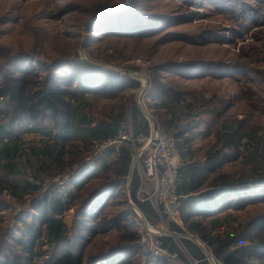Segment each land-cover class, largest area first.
Returning <instances> with one entry per match:
<instances>
[{"label": "trees", "instance_id": "obj_1", "mask_svg": "<svg viewBox=\"0 0 264 264\" xmlns=\"http://www.w3.org/2000/svg\"><path fill=\"white\" fill-rule=\"evenodd\" d=\"M154 1L159 0H130L102 16L97 15L101 5L91 6L86 45L106 38L156 37L158 44L184 40L192 45L225 40L220 25L195 35L167 31L202 17L190 9L194 0H173L171 12L166 7L152 11ZM202 4L207 8L203 15L229 19L227 44L247 41L226 62L173 61L150 69L147 106L189 158L178 170L183 226L167 223L180 235L182 247L168 234L160 238L185 262L210 264L212 256L218 264H264V215L236 221V212L264 203V0ZM72 51L47 58L40 73L31 58L11 56L9 47L0 45V195L30 204L27 216L13 215L14 227H1L5 205L0 200V264H134L141 256L143 264H165L142 253L137 244L126 184L146 218L153 224L159 219L149 201L136 196L140 179L135 169L130 173L129 144L117 152L105 150L64 189L53 181L68 176L98 144L113 139L127 114L134 133L148 132L131 92L138 81L120 78ZM204 77L227 79V87L234 85L235 91L186 84ZM104 100L112 103L100 104ZM235 105L239 112L230 111ZM199 136L211 138L200 160L192 149ZM226 165L232 168L224 170ZM101 177L108 181L106 186L85 195L89 181ZM121 205L128 207L110 215L111 207ZM71 209L72 223L67 225L65 215ZM196 214L214 217L205 222L193 219ZM109 232L115 235L111 246L87 256L95 237Z\"/></svg>", "mask_w": 264, "mask_h": 264}, {"label": "rangeland", "instance_id": "obj_2", "mask_svg": "<svg viewBox=\"0 0 264 264\" xmlns=\"http://www.w3.org/2000/svg\"><path fill=\"white\" fill-rule=\"evenodd\" d=\"M129 1L0 0V45L5 48L9 47L11 56L21 54V56L25 55L31 58V63L38 67L40 73L45 72L44 64L47 62V58H57L62 56L61 54L73 50L77 51L81 59L101 65L102 68L117 76H119V71L126 75L129 74L127 75L128 77H119L123 79L132 78L138 81L139 86L144 83L148 87L151 86L150 69L152 65L173 61L190 62L206 60L226 62L225 60L233 57L238 52V46L247 41L246 39L245 41L238 42L237 45L227 44L226 40L229 37V27L231 25L228 21L229 19L223 18V15H203L207 12V8L202 4L204 0H194L195 4L191 5L190 9L196 10L202 17H196L192 21L182 25L169 27L167 31L174 33L181 31L195 35L197 32L220 25V27H223L221 30L226 33V38L221 44L192 45L184 40H171L158 44L156 37H148L138 40L134 38H106L87 46L86 25L92 20L89 19L92 14L88 13L89 10L87 9L93 5H101L102 7L97 15L100 14L102 16L108 13H115L125 7ZM172 1H154V9L151 6L149 8L152 11H159V9L166 7L167 11L171 12L176 7ZM200 41L198 39L199 43ZM69 58L70 56L66 59ZM2 61L0 56V63ZM110 68H113L116 72H112ZM143 81H147V84ZM186 84L196 87L205 85L207 88L211 87L224 91L228 88L235 91L234 85H228L227 87V79L204 77L202 79L191 80ZM101 103L111 104L112 101L104 100ZM238 107V105H235L230 111L239 112ZM210 139L203 136L196 138L194 148L198 155L204 152ZM230 168H232L231 165H226L224 170H229ZM102 182V177L89 181V184L84 188L85 195L98 189ZM116 197L119 200H123L122 196L118 195ZM0 200L5 205L4 210L1 212V227H14L13 215L16 213L27 216L30 205H28V201L21 205L3 194L0 195ZM126 207L128 206L111 207L110 215H115ZM72 215L73 210L65 217V221L69 225L72 223ZM261 215H264V203L250 205L236 212V221L242 223L245 220ZM155 226L160 230L166 229L160 220ZM114 240V232H109L104 236H96L87 250V256H90V253L92 255L100 250L107 249ZM143 260L144 257L141 256L139 262L137 260L138 264Z\"/></svg>", "mask_w": 264, "mask_h": 264}, {"label": "built area", "instance_id": "obj_3", "mask_svg": "<svg viewBox=\"0 0 264 264\" xmlns=\"http://www.w3.org/2000/svg\"><path fill=\"white\" fill-rule=\"evenodd\" d=\"M112 72H116L110 68ZM118 72V71H117ZM119 76L128 77L119 71ZM147 84V81H143ZM150 86L144 83L135 90L136 102L145 112L148 121L147 133H134L130 121L123 123L116 137L98 144L95 150L89 154L80 164L76 165L68 176L54 178L55 184L64 189L67 182L83 167L89 166L105 150L117 151L124 142H128L131 150L132 165L137 171L140 186L136 196L140 201H149L160 222L165 225L170 236L174 235L168 227V222L181 225L180 195L178 193L179 167L181 165L180 154L176 139L167 133L156 118L152 110L147 106L146 94ZM130 118V116H128ZM44 188L39 196L43 195ZM64 195V193H62ZM131 205V221L139 236L137 244L142 253H149L165 264H197L196 261L185 262L178 253L169 251L160 238L163 230L156 228L144 213L134 204L129 194L126 193ZM36 199V198H35ZM33 199V200H35ZM202 244V243H200ZM204 244H202V247ZM210 264H218L212 256H209Z\"/></svg>", "mask_w": 264, "mask_h": 264}, {"label": "crops", "instance_id": "obj_4", "mask_svg": "<svg viewBox=\"0 0 264 264\" xmlns=\"http://www.w3.org/2000/svg\"><path fill=\"white\" fill-rule=\"evenodd\" d=\"M137 89V88H136ZM136 89H133V90H131V92L132 93H134L135 94V90ZM140 107V106H139ZM141 108V107H140ZM142 110V109H141ZM142 112H143V114H144V119H145V121L147 122V126H148V121H147V119H146V115H145V112L142 110ZM129 116V114H127V118H126V120L123 122V123H129V121H130V125H131V128H132V131H133V127H132V122H131V118H129L128 117ZM122 123V124H123ZM121 128V127H120ZM149 128V127H148ZM120 130V129H119ZM134 132V131H133ZM138 133H144V132H138ZM116 137V136H115ZM195 141V140H194ZM176 143H177V141H176ZM125 144H129L128 142H124L122 145H125ZM121 145V146H122ZM194 142L192 143V149H193V152H194V155H195V158H197V159H201V157H202V155H203V152H202V154H200V155H198L197 154V152H196V149L194 148ZM177 148H178V146H177ZM120 149V148H119ZM118 149V150H119ZM111 150H113V149H111ZM117 150V151H118ZM114 152H117V151H115V150H113ZM178 151H179V154H180V160H181V165L180 166H183V164H184V161L185 160H187V159H189V158H187V156H185L184 157V155H183V153H182V151L178 148ZM92 167L94 166V164L93 165H91ZM134 168H133V165H132V167H131V169H130V173L132 172V170H133ZM212 177V175L210 176V178ZM180 182H181V178H179V181H178V187H179V185H180ZM108 183V181H106V179H103V182L101 183V185L98 187V189H101V188H104L105 186H106V184ZM139 186H140V184H139ZM139 186H138V189H139ZM178 187H177V190H178ZM126 191H125V196H126V193H128V191H129V189H128V184H126V189H125ZM180 190V189H179ZM181 192V191H180ZM179 192V193H180ZM129 194V193H128ZM181 194V193H180ZM195 193H193V195H194ZM121 196V195H120ZM182 196H187V194H182ZM181 197V196H180ZM127 198V197H126ZM127 200V199H126ZM123 205H121V207H122ZM120 207V206H119ZM121 210H124V209H121ZM72 211V209L71 210H69L67 213H66V215H65V217L66 216H68V214H70V212ZM73 216V215H72ZM211 217H214L213 215L212 216H204V215H202V214H196V215H194V216H192V218L193 219H199V220H205V222H207L208 221V219L209 218H211ZM180 218H181V216H180ZM67 225H69L68 223H67ZM181 227L183 226V221H182V219H181V225H180ZM175 241H176V243L180 246V247H182L181 246V244H180V241H179V238L178 237H180V235H178V234H174V235H172L171 236ZM143 262H144V260L143 261H141V263L140 264H143ZM134 264H138V262L136 261V262H134Z\"/></svg>", "mask_w": 264, "mask_h": 264}, {"label": "water", "instance_id": "obj_5", "mask_svg": "<svg viewBox=\"0 0 264 264\" xmlns=\"http://www.w3.org/2000/svg\"><path fill=\"white\" fill-rule=\"evenodd\" d=\"M163 233H169V231L167 229L163 230ZM174 234V233H173Z\"/></svg>", "mask_w": 264, "mask_h": 264}]
</instances>
